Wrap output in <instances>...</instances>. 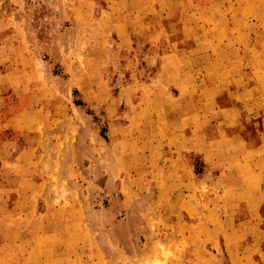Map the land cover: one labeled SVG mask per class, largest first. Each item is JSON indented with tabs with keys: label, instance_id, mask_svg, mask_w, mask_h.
<instances>
[{
	"label": "crops",
	"instance_id": "1",
	"mask_svg": "<svg viewBox=\"0 0 264 264\" xmlns=\"http://www.w3.org/2000/svg\"><path fill=\"white\" fill-rule=\"evenodd\" d=\"M220 1L201 0L200 4L210 6ZM236 2L240 10L232 13L230 20H224V12L212 10L200 18L189 17L179 36L169 39L167 44L164 42L168 33L158 16L161 8H157L155 0L144 1L142 8L146 12L142 19L134 17L132 10H120L116 15H111L112 10H104L89 23L90 30L102 37V44L113 39L118 49L130 51L137 32L136 35L143 36L142 53L138 58L132 54L125 59L131 71L130 80L120 84L115 94L107 90L108 81L102 68L108 58L105 46L102 56L89 60L94 72L92 79L85 77L90 76L84 73L86 64L89 65L86 60L82 72L78 71V88L83 94L96 100L121 99L129 106L131 102L134 115L147 118L144 125L147 135L140 140L142 147L150 149L142 163L146 165L142 167L145 178L152 181L147 191L158 196L172 188L175 207L156 210L182 211L194 217L180 238L197 253L192 257L194 264H224L223 258L228 260L227 264H264V224L262 220L246 219V213L264 211V61L247 65L250 70H240L224 58L232 46L226 44L230 39L240 40L242 45L240 42L251 34L248 25L264 20L260 6L264 0ZM92 6L86 0L74 7H79V18L84 23L92 18ZM195 20L204 21L202 30L196 27ZM114 30L116 38H112ZM190 39H194V44L188 43ZM142 61V67H154L146 77L135 72ZM248 75L252 77L246 79ZM86 83L91 85L92 94L84 88ZM226 88L233 92L222 94ZM249 116L256 117L253 126L246 121ZM15 125L9 139L1 138L5 128L0 125V212L9 216L3 220V214L0 215V247L27 246L23 253L15 249L11 254L0 255V264H9L7 260L11 264H70L67 230L70 221L66 207L69 200L62 199V194L53 189V172L50 166L44 169L40 162L42 155L36 152L40 146L37 134L22 144L18 139L22 129ZM255 131L262 133V139ZM198 151L204 162L200 174L195 170ZM149 164L157 165L155 175L146 170ZM39 176L45 177L43 183ZM215 177L219 183L214 182L218 181ZM107 178L113 181L111 175ZM106 192L110 195V188ZM58 196V205L53 207L54 197ZM200 197L205 199L201 204L197 202ZM53 211L60 214L50 217L48 213ZM228 213L236 214L231 225ZM38 217L47 218V230L33 229ZM51 235H58L59 239L56 237L54 241ZM78 248L76 245V251Z\"/></svg>",
	"mask_w": 264,
	"mask_h": 264
},
{
	"label": "rangeland",
	"instance_id": "2",
	"mask_svg": "<svg viewBox=\"0 0 264 264\" xmlns=\"http://www.w3.org/2000/svg\"><path fill=\"white\" fill-rule=\"evenodd\" d=\"M85 1L0 0V125L5 128L1 138H11L9 132L14 123V127L20 125L22 129L18 138L22 144L37 134L40 146L36 152L42 155L40 162L44 169L50 166L53 172V189L62 194V199L69 200L66 207L70 221L67 229L70 264H194L192 257L197 253L180 240L188 221L194 217L182 211L156 210L175 207L172 188L158 196H151L147 191L152 181L145 178L142 167L146 165L142 163L150 149L142 147L140 141L147 135L144 132L147 118L135 116L131 102L129 106L121 99L113 102L92 99L78 88V71L82 72L83 61L98 59L104 46L108 58L105 57L102 68L109 93L115 94L120 84L130 80L131 71L125 59L132 54L138 58L142 53L143 36L136 32L131 41L133 49L125 51L118 49L113 39L102 44V37L90 30L89 23L104 10H112L111 15L132 10L134 17L138 15L142 19L146 12L142 5L146 0H89L93 15L84 23L79 18V7H74ZM155 1L157 8H161L158 16L168 33L166 44L179 36L189 17L200 18L212 10V13L224 12L227 21L232 13L240 10L237 0H222L210 6L200 4L201 0ZM260 6L264 10V4ZM195 21L196 27L202 30L204 21ZM248 30L251 34L240 42L242 45L234 39L226 43L232 46L226 50L225 60L240 70H250L247 65L264 61V20L248 25ZM114 33L115 30L112 38H116ZM188 43L194 44V39ZM142 63L136 65L135 72L138 71L137 75L142 72L146 77L154 67H142ZM85 68L84 73L90 75L85 77L92 79V62ZM84 88L92 94L91 85L86 83ZM231 92L232 89L226 88L222 94ZM249 118L246 121L253 126L256 117ZM126 124L133 126L125 128ZM255 126L258 127L256 123ZM254 133L262 139V133ZM195 158V170L200 174L204 162L199 151ZM46 160L49 161L45 163ZM146 170L149 175H155L157 165L149 164ZM217 170L214 169V176ZM110 175L111 182L107 178ZM44 178L39 176L38 180L43 183ZM214 180L219 183L216 177ZM198 183L199 180V186ZM203 187L206 189L207 185ZM109 188L110 195L106 192ZM54 198L53 207L58 205L60 197ZM204 200L200 197L197 202L201 204ZM58 213L48 214L52 217ZM2 214L3 220L9 218L5 217L6 213ZM246 214V219L262 220L264 224V211ZM235 215H226L229 225L236 221ZM40 217L33 228L35 231L48 229L47 218ZM56 237L59 239L58 235L50 236L53 240ZM26 246L7 244L6 248L0 247V255L11 254L15 249L23 253ZM223 260L227 264L228 260Z\"/></svg>",
	"mask_w": 264,
	"mask_h": 264
}]
</instances>
